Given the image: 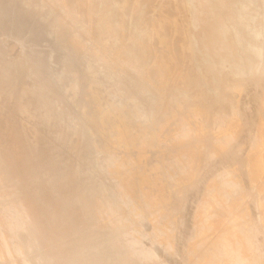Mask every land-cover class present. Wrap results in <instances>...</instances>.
<instances>
[{
    "label": "bare ground",
    "instance_id": "obj_1",
    "mask_svg": "<svg viewBox=\"0 0 264 264\" xmlns=\"http://www.w3.org/2000/svg\"><path fill=\"white\" fill-rule=\"evenodd\" d=\"M40 1L58 9L55 35L66 49L84 61L102 60L110 70L106 81L134 75L138 91L153 98L147 109L114 99L80 125L69 119L67 131L101 139V155L87 159L92 168L85 172L81 160L65 158L67 150L37 127L27 134L30 91L19 90V69L9 73L0 65V264H170L155 244L178 259L188 255L190 264H248L236 251L242 245L258 264L264 257L257 246L264 242V0ZM152 7L158 18L137 23ZM16 41L24 50L25 40ZM31 60L41 73L48 58ZM71 63L66 52L59 74L45 69L54 82L72 77L61 93L74 98L84 83L102 87L88 61L81 80ZM13 92L10 108L1 99ZM47 105L42 99L36 110L56 118ZM169 121L172 145L160 138ZM152 149L158 154L153 176L145 162ZM231 168L239 182L227 180ZM81 175L108 183L75 186ZM228 185L246 188L245 215L235 211Z\"/></svg>",
    "mask_w": 264,
    "mask_h": 264
},
{
    "label": "rangeland",
    "instance_id": "obj_2",
    "mask_svg": "<svg viewBox=\"0 0 264 264\" xmlns=\"http://www.w3.org/2000/svg\"><path fill=\"white\" fill-rule=\"evenodd\" d=\"M90 1L94 2L96 0ZM236 1L238 4V0ZM242 1L243 0L240 2ZM57 13L58 9L56 8L50 10L48 7L41 6L40 0H0V65L5 64L9 73H14L15 70L19 69L21 75L16 79V84L19 90L30 91L29 97L32 100V105L29 112L32 114V118L23 123V127L27 134L30 135L33 128L37 127L67 150L65 158L73 161L74 164L81 160L84 163L83 170L86 172L87 167L92 168L87 159L89 157L93 158L101 155V139L99 136H92L87 130L83 136H79L73 131H67L64 125L69 119H73L74 123L80 125L88 116L98 114L105 107L107 101L110 102L114 99L120 103L128 104L131 108L138 105V109H147L153 97L150 93L138 91V82L134 75L120 74L119 77L106 81V77L110 73V70L102 60L95 57H90L87 61L97 70L98 73L96 77L103 82L102 87L98 89L95 85H91L90 89H87V84L84 83L81 91L74 98L69 90L61 93L59 89L64 86H69L72 77L66 78L62 83L57 81L54 82L50 79V72L45 69L51 66L52 72L59 74L62 70L61 59L66 52H69L72 57L71 64L77 71L74 78L81 80L85 76L87 61L78 58L75 53L66 49L63 46V39L56 38L55 25ZM158 16V11L152 7L145 12L137 23L146 25L148 18H158ZM180 26L182 28L185 27L184 24H180ZM131 27H134V25ZM17 38H23L25 40L24 50H21V47L16 41ZM102 39L108 44H111L113 41L109 34H105ZM159 49L162 50L160 46ZM50 52H53L51 59L49 56ZM30 56L31 59L48 58L46 63L43 60L40 65V67L43 66L42 68L44 69L41 73H37V67H33ZM119 83V86L122 88L120 90L116 89ZM48 84H51L48 90L39 91L37 88L38 85L48 86ZM7 86L8 85L5 84L2 88H6ZM107 91H112V93L109 94ZM90 93L92 95H89ZM17 95L18 92H13L11 97L8 98V96H3L1 101H8V107L13 108ZM42 99L48 101L47 111L50 110L49 112L57 114L56 118L47 117L43 111L44 109L41 111L36 110ZM201 119V116H199V120ZM106 128L112 133L113 137L119 135L118 131L112 128L110 122L106 124ZM173 130V121H169L162 130L160 136L163 141L171 142L170 145H172L171 132ZM69 148L71 150H69ZM117 151L119 154L124 153L123 148H119ZM157 155L156 150L152 149L148 152L147 159H145L151 176L154 175L153 166ZM86 176L87 175H81V177L77 179L78 181H75L74 185L89 184L90 180L101 184L108 183L105 178L97 175H92L90 180H87L88 176ZM228 176V181L231 180L233 183L240 181V173L236 169H229ZM229 186L230 185L226 186L224 191L230 194V199L234 204L235 211L239 209L240 215H245L249 207L246 188L230 186L229 191ZM231 190L233 193H231ZM250 220L251 219H247V221ZM146 225V222H143L142 226L147 227ZM257 246L260 250H264L263 241H259ZM245 247L242 245L238 246L236 251L247 258L248 264H253L251 261V251ZM153 248L157 251V255L161 251V256H163V258L165 257L167 261L170 260V264L191 263L188 255L178 259L177 257L171 256L166 251L164 252V249L156 244L153 245ZM216 251L218 257L224 260L226 254H224L222 248ZM257 262L258 264H264V257H259Z\"/></svg>",
    "mask_w": 264,
    "mask_h": 264
}]
</instances>
